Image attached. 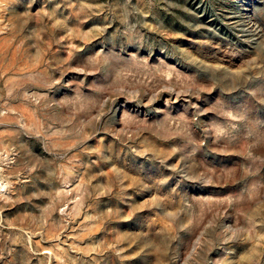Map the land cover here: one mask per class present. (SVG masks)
Returning a JSON list of instances; mask_svg holds the SVG:
<instances>
[{
	"label": "rangeland",
	"instance_id": "374dc122",
	"mask_svg": "<svg viewBox=\"0 0 264 264\" xmlns=\"http://www.w3.org/2000/svg\"><path fill=\"white\" fill-rule=\"evenodd\" d=\"M0 264H264V0H0Z\"/></svg>",
	"mask_w": 264,
	"mask_h": 264
}]
</instances>
